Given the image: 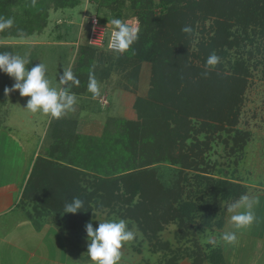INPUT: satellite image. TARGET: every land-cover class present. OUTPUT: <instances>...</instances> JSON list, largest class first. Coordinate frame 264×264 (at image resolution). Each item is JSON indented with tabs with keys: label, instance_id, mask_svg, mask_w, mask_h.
I'll list each match as a JSON object with an SVG mask.
<instances>
[{
	"label": "trees",
	"instance_id": "1",
	"mask_svg": "<svg viewBox=\"0 0 264 264\" xmlns=\"http://www.w3.org/2000/svg\"><path fill=\"white\" fill-rule=\"evenodd\" d=\"M80 2L36 0L33 4L32 0H0V17L14 21L11 28L0 34L13 38L30 36L44 25L48 5L56 9H73ZM88 2L95 7L93 15L101 23L121 20L123 9L129 4L139 23L147 26L154 20L160 27L159 34L153 37L138 34L136 42L122 54L121 64H151V88L147 99H135L134 122L117 120L115 133L106 128L101 137L90 142L91 154L95 153V157L89 163V170L95 168V174L99 176L94 188L98 198L94 202L104 200L100 206L108 204V199L121 203L125 218L133 220L143 236L151 241H155L156 234L172 220H177L184 235L182 229L188 231L192 224L204 228L221 227L224 217L223 214L218 217L215 205L218 202L233 204L245 194L246 188L210 177L207 170L201 168L210 137L198 142L192 135L206 130L234 132L236 145L248 138L247 133L233 129L251 76L249 63L254 60V54H264V0ZM155 8L160 15L154 13ZM102 10H106L109 17L102 18ZM185 26L192 28L190 34L181 31ZM0 52L12 53V49L1 46ZM95 52L102 56V51L94 47L81 49L77 68L90 67ZM213 53L220 57V62L206 69V60ZM232 56L233 61L229 59ZM257 64L255 61L253 67ZM11 79L0 72V94ZM193 120L200 123L198 130L193 127ZM189 138L195 143L188 148ZM76 140L78 143L79 138ZM83 145L80 142L77 150L82 151ZM82 154L78 152L80 157L74 165L77 168L84 167L79 163L83 161ZM118 161L122 164L120 171H109L108 167ZM167 164L175 170L164 167ZM47 165L51 166V161L37 155L28 183L37 180L38 175L42 176L38 171ZM56 167L66 169L59 164ZM184 170L196 173L191 175L193 180L189 178L191 183H187L186 190L182 184L186 179L188 181L184 178ZM80 199L85 202L88 197L81 196ZM81 214V210L67 214L71 227L79 229V222H86L84 218L80 220L84 216ZM81 230L86 234L85 227ZM191 254L193 264H199L198 252ZM188 257L187 252L174 255L168 264H175L173 259ZM207 259L209 264H226L223 251L218 247L210 249Z\"/></svg>",
	"mask_w": 264,
	"mask_h": 264
},
{
	"label": "rangeland",
	"instance_id": "2",
	"mask_svg": "<svg viewBox=\"0 0 264 264\" xmlns=\"http://www.w3.org/2000/svg\"><path fill=\"white\" fill-rule=\"evenodd\" d=\"M94 9L95 7L89 4L88 0H81L80 4L73 9H56L53 5H48L46 20L43 23L44 25L41 22L43 26L39 31L36 29L32 35L22 38L3 37L0 34V47H11L12 54L14 55H26L30 60L29 65H27L28 69L38 63H44L47 66L46 75L53 84L56 83V79H59V75H62V72L66 70H71L79 79L80 83L78 86L70 87L71 92L75 93L77 97L74 111L67 113L62 118H75V137L79 138V141L86 145L88 144L87 141H93L95 137H101L106 128L107 130H111V133H115L117 120L120 122L123 120L124 122H134L136 120L135 99L141 98L145 100L148 98L153 76L151 64L146 62L136 64L127 62L121 64L122 54H114L106 51L105 48L100 49L97 47L94 48L102 51V56L99 57L98 52H95L90 67L77 68L79 55L82 54L80 53L81 49H86L87 46L91 47L87 43L89 30L87 18L93 15ZM154 13L160 15L157 8L154 9ZM100 16L102 18L109 17L106 10H102ZM121 20L129 26L138 27V34H142L143 37H153L159 34V22L151 20L147 26L139 23L137 18L134 17L129 4H126L123 9ZM67 27H70L69 30ZM58 36L61 37L60 40L57 39ZM254 55L255 58L252 60V63H249L248 67L251 76L249 77L248 86L243 96L242 105L237 117V125L233 129L248 134L245 142L239 141L236 145L234 132L227 134L225 131L212 132L206 130L197 135H192L198 142L207 141V138L210 137L209 148L203 155V164H201V168L206 169L210 177L231 181L249 190L244 195H247L253 201L252 211L254 213V221L249 227L237 231V234H241V237L237 239L234 245H228L221 240L223 233L235 231L231 222L233 213L227 210L230 203L227 204L226 202H218L215 205L218 217L222 214L224 217L222 218L223 224L221 227L212 225L209 228H204L201 225L192 224V227L188 231L182 229L185 232L184 235L180 232L177 220H172L163 226L161 232L156 234L155 241L144 237L134 221L125 218L121 203L108 199L106 201L108 204L100 206L101 203H105L104 200L94 202L98 198L94 193V188L97 180H99V176H96L95 168L89 170V166H91L89 163L95 157V153L91 154L90 144L87 145L85 150L84 146L81 148L83 149L82 151L77 150L83 153V161L79 163L84 167L81 168L74 166L73 163L75 162L69 165V157H67L68 160L66 162L59 158L62 155H58L55 148L52 149L53 152L51 153L47 150L45 151L47 146L52 143L51 137L49 139L44 138L42 140L43 148L41 145L37 151L36 147L40 140V136L38 137V135L41 133L42 124L47 119L50 124L57 120L51 119L49 116L41 113L33 114L25 110L29 97H21L18 91L9 92L8 95H5L4 88H2L3 90L0 94V125L5 123L11 131L1 129L3 128L2 126H0V131L11 138L8 139L4 136L10 144L7 143L6 147L1 148V150L5 153H13L17 150V147L14 146L15 144H25V148L29 150V153L34 151V154L37 153L45 161L50 160L51 167H56L59 164L61 167L66 168L67 170H63L67 171V177L70 178L69 182L75 183V197H88L84 202V207L81 209V215L85 217H80V220L84 218L86 222H79L80 226L77 232L81 234V229L89 222L92 223L93 229H95L98 227L99 222L111 219H124L128 222L129 230L134 231L136 236L134 242L131 241V245H133L132 251L129 249L125 254H130L134 261L139 264H168L172 256L177 254L184 255L186 252L190 257L183 259L188 261L189 264H193L191 252H198L200 257L199 264H209L207 255L211 248L216 247L223 251L229 264H264V239L254 241L249 237L252 232L256 233L260 231L258 229L259 226H255V221L257 215L260 213L259 207L261 208V202L253 199L252 193H249L252 192L250 190L251 187L249 188L247 185L264 186V54ZM229 59L233 61V56ZM255 61L259 63L256 68L253 67ZM92 73L95 74L100 85V95L95 99L87 91L88 77ZM14 83L15 81L12 78L9 86L5 88L11 89ZM69 85H71V82H69ZM69 85H65V87ZM85 98L86 105L91 102L90 107L86 109L81 108L79 113L77 105H79V102L80 104H85L83 102ZM80 115L84 119L82 122L78 119ZM78 122L82 123L83 126H78ZM50 124H47L48 137L50 134ZM192 125L198 130L200 123L193 120ZM56 128L59 127L56 126ZM96 133L98 136L93 137ZM55 136L57 139V133H55ZM1 140L3 138H0ZM79 141L78 144H80ZM194 143V139L189 138L186 142V147L189 148ZM77 151L75 157L76 163L78 162V157H80ZM31 159H33L34 163L36 157L32 156ZM71 159L72 157H70ZM66 163L67 165H64ZM120 165H122L120 161L112 163L108 167V170L114 171V173L119 172ZM164 167L175 170L174 166L169 164ZM184 174V178H188V181L186 179L182 182L186 190L189 187L187 183H191V180H193L191 175L196 173L184 170ZM58 182L59 180L54 182L55 186L53 183L52 189L60 187ZM64 182H68V180L66 179ZM105 189V191L108 190L107 188ZM72 197L74 196L72 195ZM261 230H264V226ZM82 236H84L83 233ZM125 244L128 245L129 243ZM183 259H173V261L175 264H180Z\"/></svg>",
	"mask_w": 264,
	"mask_h": 264
},
{
	"label": "crops",
	"instance_id": "3",
	"mask_svg": "<svg viewBox=\"0 0 264 264\" xmlns=\"http://www.w3.org/2000/svg\"><path fill=\"white\" fill-rule=\"evenodd\" d=\"M83 102L85 104L79 102L77 105L79 113L81 108L90 107L91 102L86 105V98L83 99ZM74 119L60 118V123L57 120L58 122L54 121L51 124L47 119L42 124L41 133L38 135L40 140L36 147L37 151L42 145V140L51 137L52 143L47 146L45 151L51 153L55 148L58 155H62L59 158L63 161L66 162L69 157V165L72 162L76 163L78 143L75 137ZM78 119L81 122L84 121L82 115ZM47 124H50L49 137ZM45 125L47 129H45ZM77 125L83 126L80 122ZM0 126L3 127L1 128L3 130L11 131L5 123ZM55 133H57V139ZM4 136L6 135L0 131V138H3L0 141V264H91L86 254L87 234L83 232L84 236L82 233L79 234L77 228L69 225L70 217L63 213L65 202L74 198L76 193L75 183L69 182L67 171L45 166L38 171L42 176L38 175L37 180L28 183L33 166L31 158L32 156L37 157V153L34 154V151L29 153L25 144H15L14 146L17 147L15 152L5 153L1 148L6 147L7 143L10 144L7 140L11 137L6 136L8 138L6 139ZM95 136H98L97 133L93 137ZM89 142L87 141L88 144H90ZM87 145H83L84 150ZM70 157H72L71 160ZM75 163L73 164L75 165ZM44 176L47 177V180H43ZM66 179L68 182H64ZM58 180L60 187L52 189L53 183ZM247 186L251 187L252 192L249 193H252L253 199L261 202L260 213L255 221V226H259L260 231L252 232L249 235L251 239L257 241L264 239V230H261L264 226V186ZM246 191L249 190L246 189ZM257 191L260 193L258 194ZM240 237L241 234H237V239ZM128 243L121 248L119 264H139L130 254H125L129 249L132 251L133 245L131 242ZM223 255L225 262L229 264L225 254ZM180 264L189 263L183 260Z\"/></svg>",
	"mask_w": 264,
	"mask_h": 264
},
{
	"label": "clouds",
	"instance_id": "4",
	"mask_svg": "<svg viewBox=\"0 0 264 264\" xmlns=\"http://www.w3.org/2000/svg\"><path fill=\"white\" fill-rule=\"evenodd\" d=\"M35 4L36 0H32ZM12 18L0 17V31L11 28ZM113 31L108 47L118 54L126 53L138 39L139 28L129 26L120 19H112ZM185 34H190L192 28L185 26L181 29ZM220 62V57L215 53L210 54L206 60L205 68L211 69ZM30 60L27 56L14 55L8 52H0V72L13 78L15 83L11 89L5 88V95L18 91L21 97H29L25 110L33 114L41 113L51 119H60L67 113L74 111L77 104L76 94L71 92V86H78L80 81L71 70H66L59 75L56 83L47 77V66L38 63L30 69L27 68ZM207 75V71L205 72ZM71 82V85H69ZM65 85H69L65 87ZM87 91L95 99L100 95V85L94 73L88 77ZM84 207V201L78 197L66 201L63 213L76 214ZM253 201L247 195H243L238 201L228 207L233 213L231 222L235 231L223 233L221 240L228 245L237 242V231L249 227L254 221L252 211ZM88 247L86 254L91 264H119L121 261V248L125 243L135 238V233L128 228V222L124 219H111L98 223L93 229L92 223L85 225Z\"/></svg>",
	"mask_w": 264,
	"mask_h": 264
},
{
	"label": "built area",
	"instance_id": "5",
	"mask_svg": "<svg viewBox=\"0 0 264 264\" xmlns=\"http://www.w3.org/2000/svg\"><path fill=\"white\" fill-rule=\"evenodd\" d=\"M87 19L89 27L87 35L88 45L100 49L105 48L106 51L118 54L113 49L108 47L111 39V33L113 31L111 21L101 23L96 15H90V17H88Z\"/></svg>",
	"mask_w": 264,
	"mask_h": 264
}]
</instances>
